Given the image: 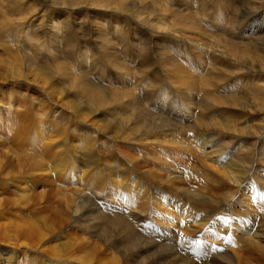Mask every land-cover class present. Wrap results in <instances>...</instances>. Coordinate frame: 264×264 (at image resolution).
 Segmentation results:
<instances>
[{
	"label": "rangeland",
	"instance_id": "rangeland-1",
	"mask_svg": "<svg viewBox=\"0 0 264 264\" xmlns=\"http://www.w3.org/2000/svg\"><path fill=\"white\" fill-rule=\"evenodd\" d=\"M140 1L0 0V228L19 238L0 264H264V80L247 71L264 74V27L223 35L228 57L186 55L124 10L122 51L92 9ZM252 1H179L167 19L189 35ZM255 147L243 192L221 164Z\"/></svg>",
	"mask_w": 264,
	"mask_h": 264
},
{
	"label": "bare ground",
	"instance_id": "bare-ground-1",
	"mask_svg": "<svg viewBox=\"0 0 264 264\" xmlns=\"http://www.w3.org/2000/svg\"><path fill=\"white\" fill-rule=\"evenodd\" d=\"M179 1H181V3H178L177 4L178 6L180 5L191 6L193 0H164V1L159 0V5L157 6H160V9L156 11L154 10V6H156V4H150L148 0H141L138 4L134 3L131 7L123 6L122 11H115V12L113 11L114 13L112 12L111 14H106L107 11L102 10V9H92V11L97 12V13L104 12L105 16L103 17L102 24L105 25L106 29H109L108 31L112 32L113 35L117 36L118 41H119L118 46L119 48L123 47V50L121 49L122 51H125V49L128 47L129 41L126 38L128 36L123 31H117L116 22H117V25H122L123 23L128 21L127 14L122 15L121 13H119V12H124V10H126L127 12H130V14H133L137 18V20L133 21L134 23L133 25H135L134 29L136 30V32H141L140 29L144 30L143 27H145L147 30L152 32L150 27L158 28V24H160L164 29L163 34H165V41H166V44L163 46L162 50L163 51H184L183 54H186V55H188V52H193V51H213V57L215 58H220L218 55L222 57H228V53H227L228 49H227L226 41L224 40L227 38L223 35H226V34L228 35V33L232 34L234 32V29H236L237 27H239L240 30L247 29L248 31H252V32H257L258 30L264 27V2L260 0H254L252 1V5L242 6V8L239 10L237 18H235L234 23H233V19L231 20L228 17L227 11L222 10L225 13V15L222 17L221 21H220L221 13L216 14L214 17L217 20V27L220 26L219 28H217L214 23L210 24L211 27L209 28H204L201 26L193 25L191 27L192 31L189 32V35H186L182 33V30H183L182 27L181 28L178 27L180 24L178 23L176 19L175 20H173L174 18L167 19V17H170L173 15V6H174L173 3H176ZM31 2L32 0H26V6L30 7ZM45 2L38 6L40 7V11L38 13L40 16H42L41 21L44 19L43 14L47 11V10H44L45 12L44 11L41 12L47 6ZM210 7L212 10L217 11L214 8L212 3H210ZM36 20H37L36 18L35 20H33L30 17L27 23L28 26H31V24L35 22ZM193 22L196 23V20H194ZM27 24L25 23L24 25H26L27 27ZM212 25H215V27L213 28ZM226 28H228L227 31H226ZM64 29L67 30L66 27H64ZM217 30H219L220 33L222 32V34L219 35ZM8 31L11 34H16V31L14 29H8ZM26 33H27V30H24L22 33H20L19 37H21L22 35ZM157 33L159 32L157 31ZM4 34H6V30H3L0 32V37L3 36ZM70 34L71 32L68 33V37H70ZM123 36H126V37H123ZM90 38L91 36L89 34L86 37V39H90ZM173 38H175L176 40L174 42V45L171 46L169 43H171L170 41ZM180 40L181 41L183 40V43L180 42ZM118 46L116 47V49H119ZM27 47L34 49V48H37V45L35 46L34 42H29L27 43V45L24 42L22 47L21 45H19V48L22 50H28L29 48ZM132 48H134L133 45H132ZM162 58L163 60H165L168 57H162ZM262 65H264V63H262ZM173 66L176 67V65H173ZM257 70H264V67H261ZM247 71H249L248 73L249 77L246 76L248 77V80L249 79L252 80V78L256 80H259V79L264 80V74H259L256 70H251V68L249 67H247ZM261 96L262 95H260V97ZM261 104H262L261 108L264 109V99L262 100ZM260 126L262 129L259 131L261 132L259 133L261 135L257 139L258 143L260 142V140H262L261 138L264 135V118ZM257 150H258V147H255L251 151L245 150L243 152H239L238 158L236 161L238 160L246 161L243 164L237 163L236 161L221 164L223 168L227 169V174L233 179L234 182L238 184H242V188H244L243 192L247 189L246 187L247 184H250L258 179L257 176H255V172H253L254 160L252 158V156H254L253 153L257 152ZM218 160H222V159L218 157L217 159H214L212 161L217 162ZM246 164L249 165L247 168H246ZM258 176L259 178H261L260 175ZM251 211L252 209H248V212H251ZM242 220H243V224L247 223V220L245 218H242ZM23 235L27 243L38 242V232L31 227L24 228ZM250 236H253V235H250ZM0 239L8 240L14 243L19 241V238L17 236L6 233L1 228H0ZM16 251H18V249L16 247L15 249L13 248L11 250L12 255H16L17 253ZM30 259L37 261L36 260L37 258L35 257H31ZM58 259L60 260V258ZM41 260L46 261L45 259H41ZM7 261L11 262L10 259H7ZM22 264H29V262L28 260H25Z\"/></svg>",
	"mask_w": 264,
	"mask_h": 264
}]
</instances>
